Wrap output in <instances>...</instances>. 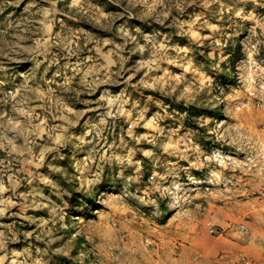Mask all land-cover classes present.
<instances>
[{
  "label": "rangeland",
  "instance_id": "rangeland-1",
  "mask_svg": "<svg viewBox=\"0 0 264 264\" xmlns=\"http://www.w3.org/2000/svg\"><path fill=\"white\" fill-rule=\"evenodd\" d=\"M0 264H264V0H0Z\"/></svg>",
  "mask_w": 264,
  "mask_h": 264
},
{
  "label": "trees",
  "instance_id": "trees-1",
  "mask_svg": "<svg viewBox=\"0 0 264 264\" xmlns=\"http://www.w3.org/2000/svg\"><path fill=\"white\" fill-rule=\"evenodd\" d=\"M238 51H240V49H237V50H235V52H231V53H237ZM239 54H237V56H238Z\"/></svg>",
  "mask_w": 264,
  "mask_h": 264
}]
</instances>
